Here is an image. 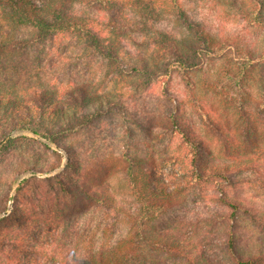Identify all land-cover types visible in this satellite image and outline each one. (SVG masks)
<instances>
[{"label": "rangeland", "instance_id": "rangeland-1", "mask_svg": "<svg viewBox=\"0 0 264 264\" xmlns=\"http://www.w3.org/2000/svg\"><path fill=\"white\" fill-rule=\"evenodd\" d=\"M60 1L100 34L103 45L117 48L122 66L147 64L165 73L159 66L169 57L164 47L153 42L159 36L155 31L174 35L183 46L202 45L169 6H164L148 30L141 29L139 13L127 9L122 19L131 27L120 33L112 31L109 14L99 7L85 0ZM180 1L215 49L198 67L183 72L170 66L171 75L144 83L128 71L117 72V65L96 51L87 37L44 35L36 27L19 24L0 6V92L22 102L14 111L0 108V147L8 138L16 139V147L0 153V200L8 197L7 213L14 205V188L22 180L52 177L67 165L68 155L62 148L28 130L14 129L1 139L11 123V112H26V100L33 90L42 88L62 97L67 89H88L92 100L86 111L96 116L59 141L76 153L81 182L116 204V209L107 210L83 198V205L60 219L55 230L45 223L46 215L41 216L42 230L34 226L37 238L23 228L15 232L33 253L26 257L6 245L0 250V264H64L72 253L81 256L86 246H109L128 239L129 214L134 208L126 174L131 159L163 186L180 189L175 206L147 229L150 244L133 264H234L231 234L237 237L240 253L264 257V223L252 217L264 218V0ZM171 112L203 141L210 166L244 167L243 162H248V169L232 175L234 185L225 178L198 182L188 176L195 155L189 153L191 143L186 144L174 126ZM70 122L62 124L70 126L73 117ZM49 148L64 155L61 168L52 173L45 171L55 161ZM225 197L243 202L255 213L239 211L232 219L231 209L220 205ZM21 206L26 214L32 212L27 203ZM173 238L184 243L186 257L166 253L154 243Z\"/></svg>", "mask_w": 264, "mask_h": 264}, {"label": "trees", "instance_id": "trees-1", "mask_svg": "<svg viewBox=\"0 0 264 264\" xmlns=\"http://www.w3.org/2000/svg\"><path fill=\"white\" fill-rule=\"evenodd\" d=\"M85 1L107 12L110 16L109 25L112 31L120 33L127 32V29L131 27L122 19L125 18L124 13L127 9L139 13L142 22L141 29L148 30L151 23L163 11L164 6H169L177 21L189 34L195 35L194 38L200 41L202 45L189 42L186 46H183L174 35L155 31L159 36L153 38V42L164 47L169 57L168 61L159 66V71L163 70L165 73L155 71L147 64L122 66L117 48L114 45H103L100 34L94 32L89 25H86L79 17L75 16L64 2L61 5L60 0H41L38 3L35 0H0V6H3L6 10L8 9L9 14L19 24L36 27L44 35L78 33L87 37L88 42L94 46L96 51L117 65V72L122 75L123 71H128L129 74L136 75L142 83L155 77L171 75L170 66L183 72L187 68L198 67L204 61V57L210 55L215 49L210 39L203 32L202 27L189 18L180 0ZM61 98H64V100H61ZM91 100L88 89L82 86L67 89L63 97L57 96L56 93L45 88L35 89L32 91L30 98L26 100V112L18 111L17 114L11 112V123L7 129L3 130L1 139L5 138L14 129L28 130L57 144L67 153L68 160L64 171L54 174L52 177L39 179L36 176H31L22 180L16 188L14 205L10 213H7L8 197L5 202L0 200V214L4 213L0 217V250L6 245H10L16 254L29 257L33 253V248L25 244L24 241L19 240L15 232L23 228L29 236L37 238L34 226L42 230L43 220H41V216L43 215H46L45 223L53 225V228L50 229H58L60 219L66 218L75 206L78 205L79 207L83 198L107 210L116 209V204L108 196L91 191L87 184L81 182L80 163L76 153L68 144L59 141L63 134L75 131L79 125H85L96 116L95 112L89 113L86 111ZM21 103L18 99H13L0 92V108L2 110L14 111L13 108L20 106ZM89 111L91 112V110ZM71 117H73V123L68 127L64 126L62 121L65 120L71 123ZM171 120L174 126L183 133L185 143H191L188 145L191 151L189 153H194L195 156L190 162L192 169L188 176L192 180L199 182L206 178H225L230 184L234 185L236 181L232 175L249 168L248 162H243V165L247 164L244 167H240L239 164L210 166L207 160L208 150L202 144L203 141H198L186 127L182 126L173 112H171ZM15 143L16 139L8 138L0 147V153L9 152L11 148L16 147ZM43 145L48 148L46 144ZM50 150L55 161L45 170L48 173L61 168L64 160L62 153ZM128 160L130 161V158ZM126 174L130 195L134 198L133 212L129 214L131 234L128 239H123L119 243L109 246H86L83 248L81 256H78L77 252L72 253L64 264H133L142 258L144 246L150 244V236L146 234L147 229L154 222L168 214L175 206L176 192L180 189L177 188L176 191L163 186V182L155 180L153 175L151 176L142 171L133 159H131ZM15 182L16 179L11 181L10 191H12ZM21 203L24 205L27 203L28 208H30L28 212L30 210L32 212L26 214L27 210L21 206ZM220 205L231 209V216L234 220L239 211L255 213L253 208L235 199L221 198ZM34 209L38 210L35 211ZM48 217H51L50 221H47ZM252 217L256 222L264 223V218H257L254 215ZM157 241L154 242L155 245L163 246L166 253H180L186 257L184 243L176 238L165 243L160 242V240ZM229 246L234 256H236L234 264H264V257L247 256L238 251L235 234H231Z\"/></svg>", "mask_w": 264, "mask_h": 264}, {"label": "water", "instance_id": "water-1", "mask_svg": "<svg viewBox=\"0 0 264 264\" xmlns=\"http://www.w3.org/2000/svg\"><path fill=\"white\" fill-rule=\"evenodd\" d=\"M16 191V187L14 188V192ZM14 198V196L12 197V199Z\"/></svg>", "mask_w": 264, "mask_h": 264}]
</instances>
